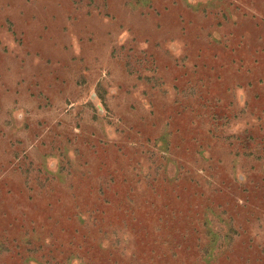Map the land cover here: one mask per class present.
Masks as SVG:
<instances>
[{"label": "rangeland", "instance_id": "obj_1", "mask_svg": "<svg viewBox=\"0 0 264 264\" xmlns=\"http://www.w3.org/2000/svg\"><path fill=\"white\" fill-rule=\"evenodd\" d=\"M0 264H264V0H0Z\"/></svg>", "mask_w": 264, "mask_h": 264}]
</instances>
